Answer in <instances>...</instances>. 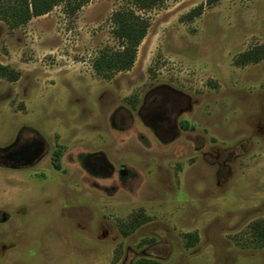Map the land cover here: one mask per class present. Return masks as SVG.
I'll return each instance as SVG.
<instances>
[{
    "label": "rangeland",
    "instance_id": "rangeland-1",
    "mask_svg": "<svg viewBox=\"0 0 264 264\" xmlns=\"http://www.w3.org/2000/svg\"><path fill=\"white\" fill-rule=\"evenodd\" d=\"M124 7L0 21V64L18 73L0 79V264H264V60L236 64L264 44V0L136 11L131 68L102 78ZM33 141L32 161L4 160Z\"/></svg>",
    "mask_w": 264,
    "mask_h": 264
},
{
    "label": "trees",
    "instance_id": "trees-1",
    "mask_svg": "<svg viewBox=\"0 0 264 264\" xmlns=\"http://www.w3.org/2000/svg\"><path fill=\"white\" fill-rule=\"evenodd\" d=\"M88 0H0V21L10 28H17L26 24L32 18L46 15L52 8L60 4L77 10ZM130 7H124L115 11L111 16L113 24L112 35L118 42V49L101 53L93 63L95 73L102 78H109L113 73L127 71L131 68L137 48L146 35L148 22L136 11H147L161 5L164 0H126ZM214 0H208V4ZM201 7L187 13L183 20L190 21L199 16ZM264 60V44L254 47L242 54L236 60V64L243 66L249 63H258ZM18 73L7 66L0 64V79L10 82L16 81ZM186 128L187 124H181ZM258 230V238L264 244V221L255 223ZM191 237V236H190ZM194 243V242H192ZM136 264H154L153 262L139 260Z\"/></svg>",
    "mask_w": 264,
    "mask_h": 264
},
{
    "label": "flooded vegetation",
    "instance_id": "flooded-vegetation-1",
    "mask_svg": "<svg viewBox=\"0 0 264 264\" xmlns=\"http://www.w3.org/2000/svg\"><path fill=\"white\" fill-rule=\"evenodd\" d=\"M40 144L36 141L5 150L4 160L11 165L32 161L41 153Z\"/></svg>",
    "mask_w": 264,
    "mask_h": 264
}]
</instances>
